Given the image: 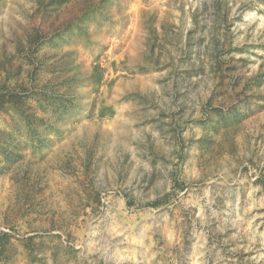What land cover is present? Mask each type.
<instances>
[{"label": "rangeland", "instance_id": "rangeland-1", "mask_svg": "<svg viewBox=\"0 0 264 264\" xmlns=\"http://www.w3.org/2000/svg\"><path fill=\"white\" fill-rule=\"evenodd\" d=\"M0 264H264V0H0Z\"/></svg>", "mask_w": 264, "mask_h": 264}]
</instances>
